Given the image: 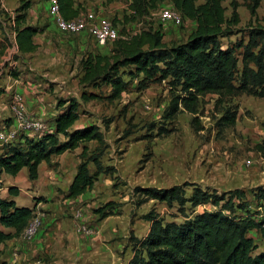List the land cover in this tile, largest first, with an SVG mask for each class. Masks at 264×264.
I'll return each instance as SVG.
<instances>
[{
	"label": "rangeland",
	"instance_id": "rangeland-1",
	"mask_svg": "<svg viewBox=\"0 0 264 264\" xmlns=\"http://www.w3.org/2000/svg\"><path fill=\"white\" fill-rule=\"evenodd\" d=\"M24 1L31 0H0V77L3 78L13 76L12 71L20 72L18 64L4 60L2 55H7L3 53L5 46L11 45L12 17ZM231 1L237 3L239 21L230 35L221 38L223 47L246 41L251 26L264 25V0H260L255 16H251L247 7L250 0H223L226 17L231 15ZM165 4H169L167 0L159 2L146 14L132 17L124 0H114L113 6H108L110 12L106 16L118 28L120 36L151 25L163 32L167 44L185 40L193 23L184 20L175 25L162 21L159 10ZM125 13L130 16L128 20L124 19ZM113 17L118 19L115 21ZM93 41L91 45H95ZM102 45L109 51L112 42ZM240 51L241 48L236 47L238 71L242 68ZM84 54L81 52L78 62L72 63L77 75L82 73L79 65ZM12 56L16 59L15 54ZM119 74L126 85L117 96L112 94V86L106 83L96 87L79 84L73 95H61L55 91L56 104L60 97L79 99L78 124L100 127L107 143L100 163L114 166V171L100 173L82 194L67 198L64 189L82 159L79 155L81 144L74 150L53 154L48 163L43 161L39 167L42 170L38 183L40 192L31 199L35 203L32 205L33 215L41 219L37 234L53 224L67 230H63V242L53 239L48 245L31 246V254L22 264H126L134 251L131 235L142 237L149 228V221L143 217L145 213L154 210L165 221L184 219V213L176 203L168 206L162 200L149 198L136 187H168L188 182L187 195L194 183L219 194L243 188L250 199V210L264 215V199L255 196L259 193L258 188L264 190V98L243 90L230 93L206 91L198 94L194 111L180 104L177 112L168 118L164 116V109L172 93L180 91H172L166 79L145 78L131 65L121 67ZM55 81L46 80L49 91L55 88ZM1 84L2 81L0 89ZM82 90L91 91L94 97L81 100ZM226 108L236 109L235 122L220 125L218 119ZM5 118L6 114L1 113L0 124ZM47 127V120H43L42 129L32 133L36 135ZM162 129L166 131L162 132ZM86 144L88 154H92L98 142L90 140ZM88 168L90 172L95 170L92 161ZM22 170L24 174L19 172L16 177L19 183L25 182L27 168ZM51 172L56 175L57 197L53 196L56 192L45 186ZM19 199L20 204L30 203V198L25 195ZM108 201L114 202L109 208L112 213L102 218L95 210ZM214 208L212 203L193 207L186 202L184 212L191 216L203 209ZM68 230L76 236L69 237ZM37 234L32 238L20 236L24 242L33 243Z\"/></svg>",
	"mask_w": 264,
	"mask_h": 264
},
{
	"label": "trees",
	"instance_id": "trees-1",
	"mask_svg": "<svg viewBox=\"0 0 264 264\" xmlns=\"http://www.w3.org/2000/svg\"><path fill=\"white\" fill-rule=\"evenodd\" d=\"M61 14L66 17L77 15L83 8L75 0H57ZM113 0H104L108 3ZM131 16L146 14L165 0H124ZM177 8L183 20L194 23L191 32L183 41L167 44L163 32L151 25L133 34L119 36L112 41L110 53L89 52L81 58V86H99L101 83L112 86V94L119 95L126 82L119 74L121 67L133 66L145 78L166 79L173 92L164 116L170 118L179 105L194 111L198 94L212 92H233L243 90L264 98V25L251 26L248 39L223 47L221 38L230 35L238 23L237 3L231 1L232 11L225 16L223 0H167ZM260 0H250L247 7L251 16L256 15ZM29 1L21 2L12 17L14 39L21 53L33 51L37 45L32 36L40 30L34 24L25 23ZM127 14L124 19L128 20ZM116 21L118 18L113 17ZM112 21V20H111ZM241 48L242 68L238 71V57L235 49ZM14 58H17L15 54ZM13 76L18 73L12 71ZM3 89H0V93ZM94 97L91 91L82 90L80 99L87 101ZM80 101L74 96L60 97L57 100L58 112L53 125L40 134L28 136L19 134L17 140L4 143L0 150V172L16 175L21 168H27L28 178L37 179L39 164L48 163L53 154H61L82 145L79 153L82 158L68 185L67 196L77 197L91 187L100 173L114 171V166L100 163L105 146L104 134L96 124L73 127L79 117ZM236 109L226 108L219 117L218 124L235 122ZM166 131L162 129V132ZM62 136V137H61ZM98 142L95 152L88 154L87 142ZM92 161L95 170L90 172L88 163ZM188 182L168 187H136L149 198L164 201L168 206L177 204L184 219L180 222L165 221L154 210L144 214L149 228L142 237L132 236L133 256L126 264H264V244L262 249L249 232L255 230L264 240V215L250 210V199L246 190L234 188L224 193L192 184L186 194ZM256 198L264 199V190L258 188ZM8 193L19 194L17 186H10ZM254 194V193H252ZM254 197V195H253ZM237 199V202L234 200ZM193 207L212 203L214 209H203L189 216L185 214V204ZM260 203V202H259ZM113 201L106 202L96 212L104 218L110 215ZM32 206L17 205L12 198L0 195V225L12 227V232L0 228V243L20 235L33 216ZM239 211V212H238ZM1 253V250H0ZM0 264H12L1 259Z\"/></svg>",
	"mask_w": 264,
	"mask_h": 264
},
{
	"label": "crops",
	"instance_id": "crops-1",
	"mask_svg": "<svg viewBox=\"0 0 264 264\" xmlns=\"http://www.w3.org/2000/svg\"><path fill=\"white\" fill-rule=\"evenodd\" d=\"M75 1L83 8V10L95 9L98 13L103 15L110 12L108 6L112 7L114 2L113 0L105 4L103 3L104 0ZM47 9V0H31L30 6L26 10L25 23L34 24L40 27V30L32 36L33 42L37 45L33 51L23 53L18 51L14 39L15 33L13 29L11 30V45L10 47L5 46L3 53H6L7 55L2 56L4 57V60L18 64L20 72L17 76L8 75L7 78L0 77L3 89L0 93V114H6V120L4 122L2 121L0 126L8 125L10 123V110L8 108V102L11 94L14 91H18L23 95L28 115L40 118L42 122L43 120H47V128H50L51 125H53L54 115L58 112V109L56 108V99L54 97L56 95L55 91L57 94L59 93L61 95L71 93L73 95L76 93V89H79L78 80L80 75L76 74L75 67L72 66V63L78 62L77 58L80 57L81 52L85 54L91 51H99L101 53L110 52L106 50L103 45L97 43H95V45H91V41H93V39L84 31L77 34L60 32L53 24ZM186 20L191 21L190 19ZM192 26L194 27V23ZM11 54H16L17 58L13 59ZM79 70H81V64L79 65ZM46 80H56L55 88L52 91L47 89L48 83ZM77 121L78 118L75 120L73 127L86 125V123L78 124ZM42 131H39L36 135L40 134ZM25 134L28 136H35L32 132ZM1 146L2 143L0 141V150ZM42 163L43 161L39 164V167ZM23 168H21L19 172L24 174V171L22 170ZM38 173L39 175L37 179L31 180L28 178V174L26 172L25 182L19 183L16 179L17 174L7 176L8 173L3 171L0 172V190L3 188V192L0 193V195L14 199L16 204L20 206L34 205L35 203L31 202V199L39 195L38 193L40 190L38 183L40 182L42 170H38ZM74 173L75 171L73 172L69 183L71 182ZM55 176L56 175L51 172L50 176L46 179L45 186L48 189H52L53 192H56L53 196L57 197L58 192L56 191L57 185ZM69 183L64 189L66 196ZM10 186H17L19 188V194L15 196L10 195L8 193V188ZM22 195L30 198V203L26 202L20 204L21 201L19 197ZM67 198L72 197L67 196ZM0 228L10 232L14 230L12 227H4L2 225H0ZM63 230L67 229H62L61 225L53 224L49 229L44 230L42 233H38L33 243L24 242L20 235L12 236L0 243V257L12 264H22L26 261L25 257H28L29 254H31V246L41 247L43 243L48 245V242L53 239L54 241L63 242ZM249 234L255 237V240L260 244L258 249H262L264 240L258 236V233L255 230H251ZM67 235L73 238L76 236L74 232H70L69 230ZM54 237L57 238L55 239ZM34 243L35 245H32Z\"/></svg>",
	"mask_w": 264,
	"mask_h": 264
},
{
	"label": "built area",
	"instance_id": "built-area-1",
	"mask_svg": "<svg viewBox=\"0 0 264 264\" xmlns=\"http://www.w3.org/2000/svg\"><path fill=\"white\" fill-rule=\"evenodd\" d=\"M47 6L53 24L62 33L77 34L84 31L100 45L112 42L120 36L119 30L113 22L95 9L83 10L73 17L66 18L61 14L57 0H47ZM159 13L161 20L165 23L170 22L179 25L184 21L181 12L171 3L161 6ZM8 108L10 110V123L0 126L2 144L17 140L20 133L42 129V120L28 115L25 100L20 92L14 91L12 93ZM40 224L41 219L33 215L20 235L24 238L34 237L40 229Z\"/></svg>",
	"mask_w": 264,
	"mask_h": 264
}]
</instances>
